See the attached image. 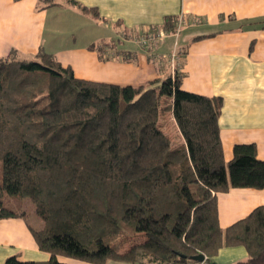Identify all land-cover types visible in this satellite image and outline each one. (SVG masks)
<instances>
[{
	"label": "trees",
	"instance_id": "16d2710c",
	"mask_svg": "<svg viewBox=\"0 0 264 264\" xmlns=\"http://www.w3.org/2000/svg\"><path fill=\"white\" fill-rule=\"evenodd\" d=\"M176 22L162 28L172 32ZM182 78L122 86L77 77L43 49L0 58V218L26 217L29 200L43 223L31 230L51 254L4 264H68L58 256L173 264L199 253L217 264L229 246L248 252L236 264H264V204L223 228L217 200L231 189H263L264 160L251 142L235 144L226 162L223 98L185 90ZM162 97L184 145L173 146L160 125ZM127 231L143 240L120 253L115 241Z\"/></svg>",
	"mask_w": 264,
	"mask_h": 264
},
{
	"label": "crops",
	"instance_id": "0c3cea01",
	"mask_svg": "<svg viewBox=\"0 0 264 264\" xmlns=\"http://www.w3.org/2000/svg\"><path fill=\"white\" fill-rule=\"evenodd\" d=\"M58 1L62 4L44 7L39 0H0V58L14 52L33 56L43 49L71 66L77 77L122 86L149 85L169 75L171 68L167 59H153L136 37L149 26L162 27L184 16L187 23L179 36L168 32L158 52L170 54L177 41L183 52L181 87L223 98L219 124L226 162L235 144L251 142L264 160V0H77L81 6L96 8L100 17L69 0ZM170 104L171 99L161 98L165 109L160 125L173 146L184 145L166 108ZM217 200L219 223L225 228L264 204V188L231 189L218 193ZM31 226L27 217L0 218V264L12 255L22 260L50 258L39 248ZM247 257L244 246H229L213 260L236 264ZM58 258L68 264H92Z\"/></svg>",
	"mask_w": 264,
	"mask_h": 264
},
{
	"label": "built area",
	"instance_id": "2783aa9c",
	"mask_svg": "<svg viewBox=\"0 0 264 264\" xmlns=\"http://www.w3.org/2000/svg\"><path fill=\"white\" fill-rule=\"evenodd\" d=\"M187 23V18L184 16H180L175 30L173 33L176 37L179 36L183 26ZM169 33L164 30L161 26H149L147 27L143 33L136 37L135 41L140 44L142 47L147 48L151 57L157 61H162L163 59H167L169 62V66L171 68V75L174 77L177 72H182L181 63L183 62V52L177 47V41L175 43L174 50L168 54L164 55L158 52L159 45L162 40ZM173 264H211L208 260V256L205 254V259L202 261L189 259L184 262H176Z\"/></svg>",
	"mask_w": 264,
	"mask_h": 264
},
{
	"label": "rangeland",
	"instance_id": "374dc122",
	"mask_svg": "<svg viewBox=\"0 0 264 264\" xmlns=\"http://www.w3.org/2000/svg\"><path fill=\"white\" fill-rule=\"evenodd\" d=\"M168 129H173V125L171 123H167ZM22 210L27 213V219L29 223L38 228L39 224H41L42 219L36 214L34 205L28 200L23 203ZM41 226V225H40ZM143 240L142 234H134L130 231H127L122 236L118 237L115 241L117 243V250L120 253L127 252L133 245L141 242ZM140 260H143L141 256H139ZM145 261V259L143 260Z\"/></svg>",
	"mask_w": 264,
	"mask_h": 264
},
{
	"label": "water",
	"instance_id": "95a60500",
	"mask_svg": "<svg viewBox=\"0 0 264 264\" xmlns=\"http://www.w3.org/2000/svg\"><path fill=\"white\" fill-rule=\"evenodd\" d=\"M192 260H198V261H202L205 259V254L204 253H199L197 255L191 256Z\"/></svg>",
	"mask_w": 264,
	"mask_h": 264
}]
</instances>
